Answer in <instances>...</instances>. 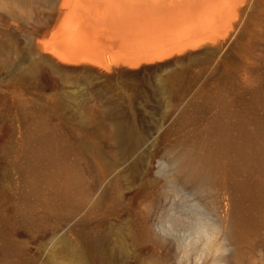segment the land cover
<instances>
[{"label":"rangeland","instance_id":"374dc122","mask_svg":"<svg viewBox=\"0 0 264 264\" xmlns=\"http://www.w3.org/2000/svg\"><path fill=\"white\" fill-rule=\"evenodd\" d=\"M56 5L0 0V264H264V0L108 67L46 48Z\"/></svg>","mask_w":264,"mask_h":264},{"label":"bare ground","instance_id":"6f19581e","mask_svg":"<svg viewBox=\"0 0 264 264\" xmlns=\"http://www.w3.org/2000/svg\"><path fill=\"white\" fill-rule=\"evenodd\" d=\"M45 1L58 4L51 24L42 31L50 36L46 48L59 58L96 59L106 66L117 54L142 61L160 58L173 49L184 50L207 38L210 43L220 30L237 26L234 21L245 12V0Z\"/></svg>","mask_w":264,"mask_h":264},{"label":"clouds","instance_id":"9594fccd","mask_svg":"<svg viewBox=\"0 0 264 264\" xmlns=\"http://www.w3.org/2000/svg\"><path fill=\"white\" fill-rule=\"evenodd\" d=\"M197 264H203V261H199V262H197Z\"/></svg>","mask_w":264,"mask_h":264}]
</instances>
